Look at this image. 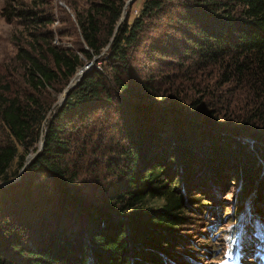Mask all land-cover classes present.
Segmentation results:
<instances>
[{
  "label": "trees",
  "instance_id": "trees-1",
  "mask_svg": "<svg viewBox=\"0 0 264 264\" xmlns=\"http://www.w3.org/2000/svg\"><path fill=\"white\" fill-rule=\"evenodd\" d=\"M31 2L5 10L23 31L0 66V184L37 155L0 188V264H188L171 249L196 177L255 192L241 246L264 243V0H144L116 34L127 0H86L72 45Z\"/></svg>",
  "mask_w": 264,
  "mask_h": 264
},
{
  "label": "rangeland",
  "instance_id": "rangeland-1",
  "mask_svg": "<svg viewBox=\"0 0 264 264\" xmlns=\"http://www.w3.org/2000/svg\"><path fill=\"white\" fill-rule=\"evenodd\" d=\"M46 1L47 7L49 6L53 15L54 23L51 29L55 31L56 38L60 39L59 35L62 33L64 34V37L61 38L62 43L72 45L78 39L74 9H80L86 0ZM31 3V0H0V66L14 54L13 35L23 31L19 24L20 19L14 16L8 19L5 10L11 8L18 12ZM143 3L144 0H137L134 3L130 20L139 14ZM9 5L10 7H8ZM137 57L143 63V71L158 69L159 62L155 61L152 64L147 59L144 60V56L140 54ZM245 140L252 141L249 137H245ZM195 180L199 179L196 177L194 185L186 190V195L184 194L188 200H192L190 221L180 228L179 241L171 251L178 259H184L188 264H219L232 232L237 230L238 234L246 235L248 240H251L252 235L256 233V223L254 221L246 222L252 216L251 212L255 213L257 208L255 192L251 190L247 193L246 188L243 187L244 183L240 179L233 182L230 175L228 179H223L221 187L213 186V181L210 178H204L200 184ZM108 182H112V180L110 179ZM260 218L264 220V216ZM230 240L233 243L235 238ZM246 245L249 246L250 243H246ZM170 259H167V262L164 261V264H180L176 260L171 261ZM250 261L251 264H259L257 258L253 257Z\"/></svg>",
  "mask_w": 264,
  "mask_h": 264
},
{
  "label": "water",
  "instance_id": "water-1",
  "mask_svg": "<svg viewBox=\"0 0 264 264\" xmlns=\"http://www.w3.org/2000/svg\"><path fill=\"white\" fill-rule=\"evenodd\" d=\"M136 1L137 0H127L126 5L124 7V11H123L122 17L119 20V22L117 23V26H116V29H115V34L117 33L119 27L122 25V23L124 22V20H126V18L128 16L127 8L128 9L131 8ZM98 60H99V57H95L91 62L87 63L84 67H82L81 69L78 70L76 75L71 79V81H70L69 85L67 86V88L60 95L59 100L57 102L58 106H62L66 102V100L68 99L69 94L78 85V83L83 79V77L86 75V73L89 72L93 68V66L96 64V62ZM43 148H44V140H42L40 142L38 152L41 151ZM36 155H37V153L30 154L27 157L26 162H25V166L21 170L19 176L16 179H14L11 182H9V183L0 184V188L1 187H6L9 184H13V183H16L17 181H19L22 178L26 167L31 163V161L34 159V157Z\"/></svg>",
  "mask_w": 264,
  "mask_h": 264
},
{
  "label": "bare ground",
  "instance_id": "bare-ground-1",
  "mask_svg": "<svg viewBox=\"0 0 264 264\" xmlns=\"http://www.w3.org/2000/svg\"><path fill=\"white\" fill-rule=\"evenodd\" d=\"M127 10H128V8H127Z\"/></svg>",
  "mask_w": 264,
  "mask_h": 264
}]
</instances>
